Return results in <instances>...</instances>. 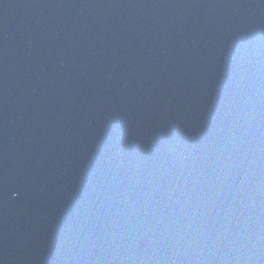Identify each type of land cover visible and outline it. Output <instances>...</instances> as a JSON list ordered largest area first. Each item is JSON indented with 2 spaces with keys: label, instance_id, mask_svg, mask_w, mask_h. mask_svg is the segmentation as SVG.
Here are the masks:
<instances>
[{
  "label": "water",
  "instance_id": "95a60500",
  "mask_svg": "<svg viewBox=\"0 0 264 264\" xmlns=\"http://www.w3.org/2000/svg\"><path fill=\"white\" fill-rule=\"evenodd\" d=\"M0 264H264V0H0Z\"/></svg>",
  "mask_w": 264,
  "mask_h": 264
}]
</instances>
